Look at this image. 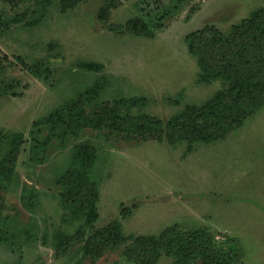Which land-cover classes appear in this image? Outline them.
Masks as SVG:
<instances>
[{
	"label": "rangeland",
	"instance_id": "obj_1",
	"mask_svg": "<svg viewBox=\"0 0 264 264\" xmlns=\"http://www.w3.org/2000/svg\"><path fill=\"white\" fill-rule=\"evenodd\" d=\"M139 1L118 0L103 21V0H81L65 11L53 0L43 15L33 1L12 6L0 0V129L24 136L13 175L0 189V264H132L126 257L135 248L132 237L157 236L174 224L184 232H208L236 263L264 264V102L223 139L191 149L185 140L168 143L165 135L85 128L76 137L59 133L46 152L35 150L47 128L33 122L85 96L101 76L105 87L86 110L93 115L117 108L126 126L143 116L165 123L186 105H201L221 85L200 81L185 36L205 25L227 33L264 5L164 0L162 10L146 17ZM22 13L25 20H19ZM139 16L154 37L108 28ZM83 63L103 68L87 70ZM136 100L140 104L130 105ZM85 143L95 150L86 175L97 192L92 223L85 222L86 213L62 208L57 182L72 166L76 146ZM6 153L7 144L0 143V160ZM125 207L131 211L122 216ZM113 220L128 240L96 257L86 245ZM78 230L79 240L58 248V240ZM156 264L175 260L162 254Z\"/></svg>",
	"mask_w": 264,
	"mask_h": 264
},
{
	"label": "trees",
	"instance_id": "obj_2",
	"mask_svg": "<svg viewBox=\"0 0 264 264\" xmlns=\"http://www.w3.org/2000/svg\"><path fill=\"white\" fill-rule=\"evenodd\" d=\"M2 1L12 6L33 1V4L39 5L41 15L53 2ZM79 1L81 0H59L60 8L63 11L68 10L75 7ZM117 3L118 0H103L98 18L105 21ZM164 5V0H140L136 3L137 8L146 17L159 12ZM141 17L128 20L124 26L109 25L108 28L121 34L154 37L153 30ZM25 19L26 13H22L19 20ZM185 43L187 51L197 61L200 81L204 84L218 81L221 85L211 98L201 105H186L183 112L165 123L143 116L126 126L127 122L117 115V108L88 114L85 105L97 101L105 87V76H101L87 89L85 96L81 95L78 99L62 104L47 116L33 122L34 127L47 128L45 138L34 146L36 152H46L50 142L59 133L76 137L78 132L85 128L146 134L152 138L165 135L168 143L185 140L191 149L194 143H211L223 139L232 130L242 126L246 118L264 102V5L252 10L239 23L233 24L227 33L213 25H205L188 33ZM81 65L92 71H100L103 68L99 63ZM129 103L140 104L137 100ZM3 142L7 144V153L0 160V189L4 188L13 175L24 136L22 133H4L0 129V143ZM94 159L93 147L86 143L77 145L73 152L72 166L57 181L63 188L60 199L62 208L76 216L82 212L86 213V223H92L97 217V192H93L95 188L86 177ZM2 201L0 199V211L3 207ZM121 211L122 216H125L131 209L125 207ZM82 234L83 230H78L74 236H63V239L57 242L58 248L69 247L76 239L79 240ZM132 239L135 248L126 256L132 264H156L162 254L173 257L175 264H241L234 261L235 256H228L217 248L212 237L204 230L184 232L174 224L166 227L157 236H138ZM127 240L121 232L120 221L113 220L103 228L95 230L86 247L88 252L99 257L108 247ZM233 253H236L235 250Z\"/></svg>",
	"mask_w": 264,
	"mask_h": 264
}]
</instances>
